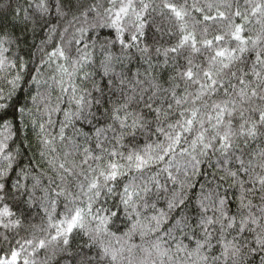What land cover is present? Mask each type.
Segmentation results:
<instances>
[{
    "label": "snow or ice",
    "instance_id": "obj_1",
    "mask_svg": "<svg viewBox=\"0 0 264 264\" xmlns=\"http://www.w3.org/2000/svg\"><path fill=\"white\" fill-rule=\"evenodd\" d=\"M27 4L33 13L17 5L13 29L23 24L26 33L29 25L33 32L38 25L47 26L43 43L58 30L61 41L70 36L66 44L46 53L29 81L39 85L43 65L54 64L55 74L49 79L59 88L55 102L50 92L38 91L31 97V108L16 107L11 101L29 74V61L22 55L9 60L6 54L13 47L19 53L24 36L0 26V72L18 68L11 79L0 78L7 85L0 87V113L14 108L22 125L28 121L34 130L38 128L40 157L34 165L30 162L15 171L16 155L30 145L22 142L16 155L6 151L12 122L5 119L2 127L7 135L0 140V228H24V219L37 202L47 214L46 225H29L28 237L16 231V246L0 255V264L58 260L60 264H264V0H244L243 6L239 0H208L204 7L193 4L202 19L191 21L186 2L177 5L172 0H27ZM152 12L179 32L175 44L157 47L155 53L164 56L165 65L169 54H174L173 60L181 56L186 60V66L164 82L151 74L150 47L141 46ZM206 22L219 24L211 39ZM202 23L198 40L197 26ZM102 30L111 36H103ZM169 35H174L171 29ZM117 45L118 53L113 51ZM97 46L101 59L95 68ZM185 49L190 52L185 54ZM202 50L206 55L197 63L193 54ZM137 53L149 65L144 73L129 67ZM65 97L68 108L62 109ZM60 112L64 119L54 132L53 117ZM69 127L71 135L66 133ZM153 134L163 139L143 150L121 151L138 137ZM206 163L216 169L215 186L205 191L200 185L194 205L182 207L188 200L185 190L196 187L193 178L203 175ZM181 171L183 179L178 178ZM161 174H166L165 183ZM124 177L127 182L121 185ZM167 182L179 184L180 193L173 192L164 211L152 198L168 191ZM61 198L75 207L71 215L54 222ZM149 208L154 213L144 215ZM175 209L181 211L173 217ZM121 213L132 222L123 236L115 237L109 225ZM92 222L95 227H90ZM74 230L87 237L75 250ZM136 234L143 243L129 242ZM106 236L115 237L120 247L106 244ZM3 241L11 243L7 235Z\"/></svg>",
    "mask_w": 264,
    "mask_h": 264
},
{
    "label": "trees",
    "instance_id": "obj_2",
    "mask_svg": "<svg viewBox=\"0 0 264 264\" xmlns=\"http://www.w3.org/2000/svg\"><path fill=\"white\" fill-rule=\"evenodd\" d=\"M172 2L176 3L177 5L185 4L186 2L188 11L190 12L189 20L191 21L192 18H195L196 20L202 19V14L200 12L195 11V9L192 8V5L198 4L199 6L204 7L205 4L208 2V0H172ZM239 2L241 6H243L244 0H239ZM156 3H159V0H156ZM17 5L27 8L29 13H33V9L28 8L27 0H0V26H2V28L6 31L9 32L14 31L17 36H21V35L24 36V40L21 41L19 53H17L15 47H13V50L7 53L6 55H8L9 60H16L17 56L22 55L25 57L26 60L29 61V74L25 77V81L22 83L21 88L17 90L16 94L14 95L11 101V104L16 107L27 105V107L31 108L32 107L31 97L35 96L38 91L41 94H47L50 92L51 98L53 102H55L56 97L60 95L59 88L54 85L52 80L49 79L51 75L55 74L54 64L52 65V67H49L47 64L43 65V67L41 68V71L43 72V76L40 77L41 83L39 85L32 84L29 81L31 75H35L34 68L40 66L42 58H46V53L50 52L57 44H61V43L66 44L67 39L70 36V33L66 34L64 41H61L59 35L60 30H58L57 34L52 38L51 41H48L47 43H43L44 41H47V26L41 27L38 25L35 31L33 32L31 30V26L29 25V30L26 33L23 31L24 29L23 24H18L17 27L13 29L12 25L13 23H15L13 10L17 7ZM241 10H243V7ZM36 18L39 19L38 17ZM148 19L150 22V27L147 29V39L141 42V46H143L144 43H147L148 46L150 47L151 64L153 65V67L150 70L151 74L160 78L161 82H164L169 78V76L175 75L178 69L182 70L186 66V60L184 56L179 57L177 60H173L172 57L174 54H169L168 64L165 65L164 56L157 55L155 53V48L157 47L164 48L172 44H175L177 37L179 36V32L174 24L164 20L155 12H152L151 15L148 17ZM237 22H239V20ZM52 23H56L55 19H52ZM206 23L209 24L208 38L211 39L212 35L216 34V32L218 31L219 24L217 22H206ZM157 26L160 27L161 29L160 32L155 31V28ZM204 26L205 25L203 23L197 26L198 40L202 38L200 34V30ZM169 29H171L174 35H169ZM102 35L111 36V33L108 30H102ZM199 46L200 45H198V47ZM41 48H43V51H41ZM71 51H72V55L75 57L77 53L75 52L74 46L72 47ZM113 51L118 53L119 46L117 45L113 49ZM184 52L185 54H188L190 52V49H185ZM205 55L206 53H203V50L201 54H193L194 59L197 63L202 62ZM100 59L101 56L99 52V47L97 46V49L94 53V60L96 61L95 68L99 67L98 62ZM125 63H128V61H125ZM129 67H131L133 72L139 69L141 73H144L145 70L149 68V65L143 59H141L139 54L137 53L134 55L133 59L131 60ZM17 71L18 68H8L6 71L0 72V78L7 77L8 79H11L12 76L15 75ZM97 79H99V77H97ZM44 81H47V83H44ZM0 87L7 88V85L3 79H0ZM61 108L62 109L68 108L66 97H65V102L61 104ZM5 119L10 120L12 122V129H11L12 136L10 139L6 141V143L8 144V148L6 149V151L16 155L17 149L20 148L22 142L25 145H30L29 147L24 148L20 155H16V161L14 163L15 171H18L20 167L29 166L30 162L34 165L36 162L40 161L39 150H38L39 146L37 144V139H36V133L38 132V128L34 130L32 128L31 123L28 121H26L25 124L22 125L20 122L19 113L15 112L14 108H9L7 110L6 115L4 113H0V140H3L4 136L7 135V132L2 127ZM53 119L56 121V125L53 131L58 132L60 126L59 122L64 119L63 112L56 114L53 117ZM76 126L80 127V124H77ZM66 133L68 135H71L72 133L71 127L66 129ZM25 137H27V139H25ZM158 139L162 140L163 136L160 134H153L150 137L140 136L137 138V142H134L131 145H126V147L121 149V151L127 152L128 150H131V148L133 147L139 150H143L146 147V145L151 144L153 141H156ZM211 163L215 165L216 163L215 156L211 157ZM160 167H162V165ZM202 169H203V175L193 178L196 183V187L191 189L190 191L185 190L187 192L188 200L186 201L185 206H182L184 208H188L194 205L197 196L201 194L200 185L205 186L204 188L205 191L215 186L212 173L216 171V169L214 167H209L207 163L202 166ZM153 171H155V169ZM175 171H176L175 168H173L174 174ZM14 175L15 172H13V176ZM129 175H133V174L130 173ZM178 178L183 179V171L179 173ZM127 179L128 177H124L120 181V184L122 185L123 183L127 182ZM159 179L161 180L162 183H165L166 174H161ZM166 187L168 188L167 192L161 191L158 197L154 196L152 198L153 202L156 203L157 208L162 209L164 211H168L167 201L172 197L173 192L180 193L179 184L173 185L171 182H167ZM8 203L12 207L13 211H17L16 205L11 200H9ZM74 207H75L74 205L68 203L63 198H61L57 203L56 211L53 214V221L59 222V220L63 219L65 216L71 215ZM49 211L51 210L49 209ZM180 211L181 209H175L171 213V215L175 217L179 214ZM153 213L154 210L151 208L144 211V215H151ZM17 214L19 215V212H17ZM131 222L132 221L125 219L123 213H121L120 219L117 220L115 224H110L109 228L112 232L115 233V237H120L123 236V234L128 230V227L131 224ZM46 223H47V214L44 211V209L40 206L39 202H37L36 205H34L33 208L30 210V213L25 217L24 228H21L19 230H11V231H6L5 229L0 228V255H3L9 249V247L16 246L15 239L18 238L16 237V231H19L21 236L28 237L31 231V229L29 228L30 224L46 225ZM90 227H95V222H92L90 224ZM165 227H167V225H165ZM3 235H7L11 243L4 242ZM37 235H40V233H37ZM115 237L106 236L103 237V240L106 244L110 243L113 247L118 248L120 247V244L117 243ZM152 238L154 237H149L146 239H152ZM86 242H87V237L84 236L83 233L74 230L73 239H72L73 250H75L79 244ZM129 242L134 244L143 243V241H141L140 239L139 234L133 236L132 240ZM40 255L41 257H43L44 252L42 251ZM53 264H60V262L58 260L53 262Z\"/></svg>",
    "mask_w": 264,
    "mask_h": 264
}]
</instances>
